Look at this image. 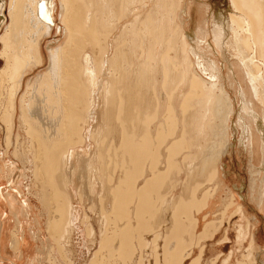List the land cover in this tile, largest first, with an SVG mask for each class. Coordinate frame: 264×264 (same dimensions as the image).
Masks as SVG:
<instances>
[{
  "label": "bare ground",
  "instance_id": "6f19581e",
  "mask_svg": "<svg viewBox=\"0 0 264 264\" xmlns=\"http://www.w3.org/2000/svg\"><path fill=\"white\" fill-rule=\"evenodd\" d=\"M59 1L60 6L58 0H0V58L4 61L0 68V130L5 134L6 153L14 148L13 159L6 161L5 151L2 154L4 165L0 167V177L5 172L10 175L9 190L5 191L7 186L0 187V202L18 221L9 243L6 242L8 231H2L3 244L7 243L18 260L29 251V246L24 245L28 234L21 223L27 214L25 205L30 204L27 199L23 204L18 197L22 194L18 183L23 166L25 171L33 169L36 182L43 184L42 191L35 194L37 198L47 209L49 203L54 205L50 208L54 213L48 211L46 230L51 238L61 239L57 245L59 251L65 248L64 253H72L66 244L73 242L78 234L80 221L86 226L88 242L98 241L88 264H185L193 246H199L201 252L192 264H199L204 251L202 242L212 236L208 226L213 223L198 234L197 214L214 205L210 199L214 190L207 191L201 201L195 193L190 199L177 197L183 196L175 194L177 185L159 193L171 167L178 166L176 156L189 149L186 130L182 128L178 135L177 110L181 109L183 114L193 110L190 99L197 88L200 96L190 113L188 126L195 124L196 113L203 123L210 117L212 121L216 119L214 126L210 121V128L213 138H219L218 150L210 156L206 167L209 172H202L208 182L217 180L216 165L224 152L231 151L229 144L236 147L231 136L234 130L238 132V137L235 135L238 153L250 157L259 175L251 182L253 201L264 204V0H231L234 10L229 17L225 10L214 9L213 27L206 29L197 21L204 7L198 5L194 9V5L186 2L179 7L181 14L188 16L195 28L185 32L183 39L177 34L168 36L174 27L173 15L157 22L147 12L150 0ZM153 3L160 5V0ZM178 6L172 5L176 13ZM57 20L61 21L60 28L55 27ZM230 21L235 30L230 27ZM59 30L64 38L50 40ZM230 30H234L231 38ZM102 34L108 35L105 44ZM210 37L213 40L209 48L223 52L232 47L240 58L228 66L224 64V70L215 61L213 66L210 60V68L203 60L206 54L201 46ZM145 38H149L148 45ZM180 39L182 43L189 42L183 44L185 51L191 46L187 58L190 63L179 72L175 70V74L166 62L170 57L164 60V56L169 55L170 48ZM139 44L143 57L135 60ZM249 51L253 54L245 60ZM193 57L200 70L195 65L191 67ZM171 63L176 66L174 61ZM40 67L43 70L25 84L26 76ZM243 67L247 79L244 78V84L237 82L239 97L236 95L235 104L234 100L231 102L227 79L234 76L238 81L237 72L240 69L244 73ZM186 83L190 88L183 95V102L175 91ZM181 102L185 103L184 109L179 108ZM100 116L104 117L106 126L102 139L92 131ZM217 119H221V126ZM199 130L201 134L204 132ZM92 140L96 146H92ZM256 159L260 162L258 166L254 164ZM80 161L87 162L82 178L88 176L89 190L94 194L96 185L100 182L103 185L99 204L101 218L105 217L106 223L100 229L99 239L89 215L73 200ZM165 164L167 171L163 172L161 167ZM115 165L121 171L118 179L114 177ZM59 170L64 178L63 187L55 185ZM140 179L143 182L136 187ZM49 186L53 188L46 204L47 191L43 188ZM235 186L238 188V183ZM95 199L94 196L93 205ZM146 231L151 232L152 239L145 236ZM31 238H37L35 231ZM149 250L153 259L145 256Z\"/></svg>",
  "mask_w": 264,
  "mask_h": 264
},
{
  "label": "rangeland",
  "instance_id": "374dc122",
  "mask_svg": "<svg viewBox=\"0 0 264 264\" xmlns=\"http://www.w3.org/2000/svg\"><path fill=\"white\" fill-rule=\"evenodd\" d=\"M162 1L166 2V4L163 5ZM162 1L160 0V5H158V3L157 4L153 3V2H156V0L148 1L149 6L146 8V10L147 12H149L151 15H153L156 18L157 22H161L163 19H167L169 18V16L173 15L174 19H173L172 26L174 27H173L172 33H168L169 37L177 34L178 36L182 38L185 36V32L188 33L192 29L195 28L192 20H189L188 16L181 14V8L184 6V4H186V2L187 4L189 3L190 5H194V9H197L198 5L199 6L201 5V9L203 7L205 8V9L203 8L200 11V14H198V17H197V21L200 23L202 22L201 26L204 29H206L207 27H211V28L213 27L214 17L212 16L214 15L213 14L214 9H215V12H217L216 10H218V8L221 10H225L226 12L225 14L227 17H229V15L231 14V10L232 11L234 10L231 0H162ZM59 2L60 1L58 0V4ZM175 4L177 6L179 5L178 8L181 7L177 10V13L176 11H174L175 7H172V5H175ZM57 13L59 14V9ZM60 18L61 17L59 16V19ZM204 21L206 22L205 24H204ZM60 25H61V21L57 20V25L55 27L57 28V26H59L60 28ZM230 27H233L234 30L236 29V26L233 24L232 21H230ZM234 30H230L229 32L230 35H228L230 38L234 36ZM60 33H61L60 30H59V34H55L54 32V35H56L57 37L53 35L50 38V40L54 41L57 39H63L64 36L60 35ZM106 34H102L105 38L101 36L102 44H105V41H106L105 39H107V36H108ZM115 35H117V32L115 33ZM201 36L203 37L204 35H201ZM182 39L177 41V43L172 46V49L170 48L169 55L171 56L164 54L166 55L164 56L165 57L164 60H166V58L168 57L170 58L172 57L171 60L174 61V63H176V66L171 63L172 61H170V58H168L166 62L171 64V67L173 68V70L174 71L177 70V72H179V69L182 70L183 67L186 66V64L188 65L190 63V60H188L187 58L189 57V55H191L189 54V50L191 49V46L189 48V45H188L187 47L188 52L185 51L183 44L185 43L189 44V42L185 41L184 43H182L183 41ZM211 40H213V37L212 38L210 37V40L208 42L206 41L201 44L202 47H205L204 49H202V52L206 54V57H203V60H206L205 63L209 64V61L211 60L214 66V61H215V64L218 67L223 66L222 70H224V64L228 66V63L235 62L240 58V56L237 54V51L232 47L231 48L228 47L229 50H226L223 52H221L218 48H215V47L209 48V43ZM148 42H149V38H145L146 45H148ZM214 46L216 45L214 44ZM163 47H161V50L163 49ZM141 49H143L141 44H139L138 47L136 46V50H140V51H138L139 52L138 56H136L135 58L133 57V59L135 60L142 59L141 57H143L142 56L143 51ZM217 50H219L218 53L216 52ZM246 54L248 56L245 57V60H249L253 53L252 52L250 53L249 51V52H246ZM197 63H198L197 59L195 58L194 64H192L191 67L195 65L196 68H199L200 70V67ZM3 66H4V61L2 58H0V68H2ZM166 66L169 67L170 65L166 63ZM209 66L211 68V64H209ZM41 69L43 70V67H40V69H37L36 71H31L30 74L26 76L25 84L27 83V80H29L30 78H33L37 74V71L39 70L41 71ZM242 69L244 73L240 69L237 72L238 81H236V78L234 76H232L231 79H227V88L232 95L231 102L234 100L235 104L237 103L236 95L237 97H239V92L236 93L237 82H241L242 84H244L245 74H247L245 71V68L243 67ZM177 72L175 71L174 73L177 74ZM230 73L232 74V71ZM159 79L160 80L163 79V72H161ZM189 88L190 87L187 86V83H186V84H181V88L179 87L176 89L175 94L177 95V92L178 94L180 93V97L182 98L181 101H183L185 97L183 95L188 93ZM24 89H26V86L24 87ZM24 89L22 90L21 94L24 93ZM194 90L196 94H194L193 98L190 99V100H193L192 101L193 103L190 102L189 100V103L193 104V106L190 109L193 108V110L195 109V104L198 100V97L200 96L197 94L199 93L198 92L199 90H197V88H195ZM183 102H181L182 104L179 105V108L181 107L182 109H184L186 107L184 105L185 103ZM189 106L187 108H189ZM193 110L189 111L188 113L186 112L187 114H183L181 112V109L177 110V119L180 121V124L178 127V135H181L182 128L186 130V137H187V140H189V149H187L185 152L176 156V158H178L177 159L178 166L175 165L174 168L171 167V171L169 170L171 174L167 173L168 177L167 176H166L167 178L164 177L166 179L162 181L163 183L161 185L162 187L160 188L161 190H159V193L160 191L161 192L162 191L164 192L165 190L167 191L169 187L171 188L177 185L175 187L176 190L174 189L175 194L183 195V196H177V197H183V198L190 199L195 193L196 199L198 201H201L205 193H207V191L214 190L212 191L213 195L211 194V196H214V197L210 198L214 202V205L208 209H204L199 214H197V218H199L200 220L199 227H198V234H200L209 223H213V225L208 226V232L213 233L212 236L204 240V242H202V244H204V251H203L202 258L199 264H239L240 261H241L240 263H242L243 261L245 264H264V260H263L264 253L259 254L260 252H256V202L253 201L254 200L253 195H252L253 192H251L252 191L251 182L254 178L259 176L256 174L257 169L256 167L254 168L249 156H244L238 153V151H240L238 150L239 147L237 148L238 142L236 140L238 137L237 135L238 132H235L234 130V136L232 134L231 140L233 142H236V147H234L232 144H229L231 151L227 153L224 152V154L222 155L223 156L222 160L220 159V161H218L219 165L218 164H217L218 166L216 165L217 171L219 170V174L216 177L218 181L214 179L215 182H212V183L208 182L207 176H203L202 172L204 173L209 172V168L207 170L206 167H208V165L210 164V156L213 155V153L218 150L219 138L217 136L213 138V128L212 129L210 128V123H211L210 121H212L211 117L208 118L207 121L203 123L201 120V117L197 116L198 113H196L194 116L195 124L193 123V125L188 126V123H191L190 118L192 117L190 113ZM220 120L221 119H217L218 124L222 123V121ZM109 121L110 123L113 122V120L111 119ZM212 122L214 126V124L216 123V119H214ZM104 124H105V119L103 116H100L98 122L95 123L92 129V131L95 134H100L99 137L101 139L103 138L105 134L104 127L106 126H104ZM199 124L200 126L198 128ZM199 129H202V131L204 130V132L201 134ZM0 131H1L0 132V141H1L0 142V152H1L0 167H1L2 165H4V162L2 160L3 152L5 151L4 153L7 155V156L4 155L5 160L9 161L10 158L12 159L14 158L12 156L13 155L12 152H14L13 151L14 148L9 152V154L6 153L5 134L3 130H0ZM235 135L237 137H235ZM91 144L92 146L93 145L96 146L93 140L91 141ZM107 146L108 145H103V147H107ZM162 149L164 150V146L163 148H161V150ZM186 155L188 157L185 160L184 157ZM85 159L88 160V157L86 158L85 156ZM258 163L260 162L259 160L256 159L254 161V164L258 166L259 165ZM19 164L21 166L23 165L22 162L21 163L19 162ZM85 164L87 165V162L83 163L82 161H80L77 164V177H75V185H76L77 192L81 194L82 185L85 184L84 185L85 188L83 187V189L85 190V192L91 195L93 194V192L89 190L88 176L87 175L85 176L86 179L82 178V173L87 171V167ZM166 166H167L166 164L162 165L161 169L163 170V172L167 171L165 168ZM118 167L116 168V171L114 174L115 175L114 177H117V179H118L119 174L121 173L120 167L119 169ZM177 167H179L180 170L177 169ZM24 169L25 168H23L22 166L21 174L22 173L23 174L21 175V178L19 180L21 183L20 182L18 183L19 184L18 186L20 187L22 194H19V193L17 194H19L18 197L19 199H21V202L23 204H25L24 202L25 199H27L30 204V205H25V208L27 209V214L22 218V223H21V226L23 224V227L27 231V234H28V238L25 240L24 245L25 247L27 245L29 246V251L26 252L25 256L19 260L15 258L14 254H11L10 248L9 246H7V243H9L11 232H13V230L17 228L18 221L17 219L11 216L10 210L7 209L6 205L0 202V205H1L0 206V264H88L90 258L93 255V252L95 251L98 245V241H94L93 244L89 243L88 237H87L86 226L82 224V222L78 221L77 223V225L79 226L78 234H76L73 237L74 239L73 242L70 240L71 243H68L69 245L66 244V248L68 250L71 249L72 253L70 255L64 253L65 248L63 249V252L59 251L57 249L58 248L57 245H59L58 243L61 240L60 237H59L60 240L56 241L54 238H51L49 236L46 230L47 220L49 218L48 211L53 209L51 206H54L48 201V198L50 197V193L53 187L49 186V189L47 187L43 188V190L47 191L46 192L47 197L45 201L46 204L49 203L48 204L49 209H47V207L45 208L46 205L44 206L42 202L36 196L37 192L42 191L41 189H42L43 184L40 181L36 182L37 180L34 177L33 169L32 171L31 170L25 171ZM59 172L60 170L57 172V174H55L57 175V178L55 179L57 180V182H55V185L59 187H63L64 178L60 176ZM9 175H10V172H5L3 175L4 177L3 176L0 177V187L5 188V186H7L5 188V191L9 190V187H8L9 182H7ZM142 182H143V179L138 180L135 186L137 187ZM218 182L219 184L221 183L222 184L219 185ZM236 183H238L239 185L238 188L237 186H235ZM101 184H102L101 182L100 184H97L95 188L96 190H94L95 195H97L95 196L96 205H93V201L91 200V203H88L86 206L87 211H85L89 215L88 220H90V222L94 225L96 233H98L97 234L98 239L100 237V229L104 227V224L106 223L105 217H104V220H102L101 218L102 216L100 214V212L102 211H100L101 202L99 204V198L101 197V194L103 193L102 192L103 185ZM216 186H218L219 188L216 189L217 188ZM220 186H222L221 189H220ZM163 187L164 188L167 187V189L165 188L163 190ZM100 188H101V191H100ZM194 189H197V191L194 192ZM14 191L16 190L14 189ZM155 193H154V196H155ZM242 196H245V197H242ZM79 198L80 200L84 199L83 196H79ZM50 212H53V210H51ZM40 229L42 230V232H40ZM3 230L4 231L7 230L9 233L8 240L6 241L7 243L5 242L4 244L1 240V233ZM33 231L37 233V238H35L36 240L31 238V233ZM146 232H147L146 235L144 233L142 234V232H141V235L148 236L150 239H152L153 237L151 236V232L149 231H146ZM243 233L246 235H244ZM239 237L241 239H239ZM75 243L78 246L76 248H73L74 247L73 245ZM51 247L53 250H51ZM200 252L201 250L199 246L197 247L193 246L192 255L186 260L185 264H192V262L197 259ZM63 253L65 254V256ZM136 253L133 256H136ZM145 254H146L145 256L148 259H153V255L150 250L149 252L146 251ZM70 259L73 262L69 261Z\"/></svg>",
  "mask_w": 264,
  "mask_h": 264
},
{
  "label": "crops",
  "instance_id": "0c3cea01",
  "mask_svg": "<svg viewBox=\"0 0 264 264\" xmlns=\"http://www.w3.org/2000/svg\"><path fill=\"white\" fill-rule=\"evenodd\" d=\"M84 185L85 184L82 185L81 194L77 192V190L73 191L74 193L73 200H74L75 205L80 207V209H82V211L85 212L87 211L86 209L87 204L91 203V200H93L94 196H97V195H95V193L93 195L92 194L90 195L87 192H85V190L83 189V187L85 188ZM79 196H83L84 199L80 200ZM257 203L258 202H256V252L264 253V207H263L264 204L259 205ZM259 209H261V211L263 212H260Z\"/></svg>",
  "mask_w": 264,
  "mask_h": 264
}]
</instances>
